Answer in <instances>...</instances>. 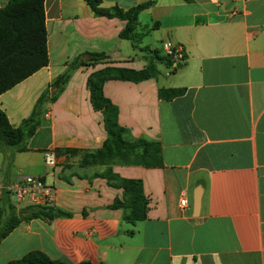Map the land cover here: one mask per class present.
<instances>
[{"label": "crops", "instance_id": "1", "mask_svg": "<svg viewBox=\"0 0 264 264\" xmlns=\"http://www.w3.org/2000/svg\"><path fill=\"white\" fill-rule=\"evenodd\" d=\"M100 1L123 9L148 2L137 16L136 42L120 35L126 19L95 14L85 0H44L48 63L0 93L14 126L47 93L28 149L0 148V179L13 180L24 168L49 176L55 194L48 204L68 212L21 220L0 241V264L31 250L73 264H264V0ZM166 39L183 58L156 61L157 74L139 81L103 82L126 136L158 141L163 163L82 164L106 138L88 75L105 66L143 68L149 49H163ZM99 51L107 56L89 58ZM77 56L80 63L52 96L53 80ZM169 86L185 92L159 97ZM47 150L56 156L52 168L44 163ZM120 176L142 180L144 219L128 221V208L112 205L123 197L111 184Z\"/></svg>", "mask_w": 264, "mask_h": 264}, {"label": "trees", "instance_id": "2", "mask_svg": "<svg viewBox=\"0 0 264 264\" xmlns=\"http://www.w3.org/2000/svg\"><path fill=\"white\" fill-rule=\"evenodd\" d=\"M95 14L119 16L126 19L120 35L137 41L134 29L137 25L139 11L148 5V2L139 3L128 9L118 6L105 7L100 0H85ZM150 61L143 68L105 66L97 69L87 77L90 101L95 109L101 110L106 129V138L101 146L82 157V164L107 163L118 160L122 163L144 164L147 166L161 165L162 155L158 141L145 138H128L126 127L118 121V107L103 91L104 79L113 76L133 81H139L157 74L156 61H163L172 65L173 58L161 53L159 49H149ZM90 59H102L107 56L104 51L88 52ZM80 56L75 57L67 70L53 80L57 87L55 93L66 82L70 71L80 63ZM47 30L45 25L44 0H8L0 6V93L23 80L42 66L48 63ZM184 62H177L173 69ZM185 92L183 86L160 87L158 96L170 99ZM47 93L39 95L31 113L14 126L5 110L0 106V148L6 152L27 150V140L40 123V111ZM111 183L122 188L123 197L115 198L113 206L128 208L124 218L128 221L144 219L147 216L148 197L144 193L143 182L135 177H116ZM5 202L9 204V212L2 213ZM68 213L52 204H25L19 209L16 203L10 200L7 193L2 198L0 207V241L21 220L40 217L51 220L58 214ZM4 264H73L61 259H52L40 250H31L21 257L9 260ZM77 264H108L106 262L80 261Z\"/></svg>", "mask_w": 264, "mask_h": 264}, {"label": "built area", "instance_id": "3", "mask_svg": "<svg viewBox=\"0 0 264 264\" xmlns=\"http://www.w3.org/2000/svg\"><path fill=\"white\" fill-rule=\"evenodd\" d=\"M163 51L174 59L184 57L183 49L176 46L171 40L162 42ZM44 163L46 167L52 168L56 164V156L53 151L44 152ZM7 193L10 199L17 205L46 204L54 199V188L48 184L43 175L19 174L15 179L2 181L0 179V207L2 198ZM186 197L180 199V205H186Z\"/></svg>", "mask_w": 264, "mask_h": 264}, {"label": "rangeland", "instance_id": "4", "mask_svg": "<svg viewBox=\"0 0 264 264\" xmlns=\"http://www.w3.org/2000/svg\"><path fill=\"white\" fill-rule=\"evenodd\" d=\"M159 50H160L161 52H163V49H159ZM159 67H160V69L164 70V69H165L164 63H163V64L160 63V64H159ZM21 155H22V154H21ZM35 160H36V166H37V167H39V166L41 167L42 164H43L42 160H41V161H38L37 158H36ZM20 172H21L20 174H29L27 168H24L23 171H20ZM46 181H47L48 183L51 181L49 176L46 177Z\"/></svg>", "mask_w": 264, "mask_h": 264}, {"label": "water", "instance_id": "5", "mask_svg": "<svg viewBox=\"0 0 264 264\" xmlns=\"http://www.w3.org/2000/svg\"><path fill=\"white\" fill-rule=\"evenodd\" d=\"M199 200H200V190L196 189L194 191V195H193V206L194 208H197L199 205Z\"/></svg>", "mask_w": 264, "mask_h": 264}]
</instances>
